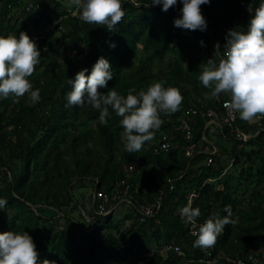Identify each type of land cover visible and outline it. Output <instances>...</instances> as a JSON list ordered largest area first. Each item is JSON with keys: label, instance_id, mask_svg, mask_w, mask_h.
I'll use <instances>...</instances> for the list:
<instances>
[{"label": "trees", "instance_id": "obj_1", "mask_svg": "<svg viewBox=\"0 0 264 264\" xmlns=\"http://www.w3.org/2000/svg\"><path fill=\"white\" fill-rule=\"evenodd\" d=\"M131 1L121 0L125 15L110 32L80 21L81 9L71 0H0V35L18 38L23 31L41 55L28 77L40 100L29 106L27 96L19 103L0 99V198L7 200L0 233L27 232L40 264H119L134 248L158 253L129 264H233L206 262L207 249L193 247L192 225L180 216L191 204L200 209L201 224L213 214L227 216L230 205L233 223L209 248L213 255L264 251V118L247 122L237 113L231 127L222 120L206 127L201 113L221 109L230 96L206 99L209 90L198 79L208 59L218 63L223 56V46L215 45L228 30H247L260 0H210L201 5L203 31L174 25L180 0L166 12L152 0ZM100 57L112 71L101 92L114 88L126 96L166 81L184 97L179 111L161 114L163 124L140 152L124 150L120 117L111 109L101 124L99 110L87 104L65 107L69 79L82 69L89 75ZM165 134L174 144L157 152ZM188 144H195L191 155ZM88 185L92 194L82 195L88 205H80L74 190ZM144 205H153L154 213L143 220Z\"/></svg>", "mask_w": 264, "mask_h": 264}, {"label": "clouds", "instance_id": "obj_2", "mask_svg": "<svg viewBox=\"0 0 264 264\" xmlns=\"http://www.w3.org/2000/svg\"><path fill=\"white\" fill-rule=\"evenodd\" d=\"M180 2L181 16L174 20V25L192 31L205 30L207 22L201 5L210 3V0ZM71 3L81 9L80 21L105 27L110 32L115 31L125 15L121 0H71ZM176 4L177 0H152L150 5H162L166 12ZM111 46L115 47L114 44ZM215 48L220 49V45L217 43ZM40 56L36 43L25 32L21 31L18 38L0 35V99L12 97L19 103L20 98L27 96L29 106L40 100V90H33L28 79L40 63ZM110 67L109 61L100 57L89 75L85 74L87 69L78 71L74 79H69L71 91L66 94L65 107L87 104L99 110L101 124L107 123L106 117L111 109L120 117L124 150L137 153L146 142L154 139L163 124L161 114L171 115L179 111L184 97L178 88L165 87L166 81L152 83L146 90L138 92L129 89L126 96L114 88L101 92L99 89L107 88V81L112 79ZM198 79L209 90L204 93L206 99L228 94L230 101L225 107L238 113L241 120L252 122L257 117L264 118V0H260L255 8L246 31L228 30L223 56L218 63L208 59ZM6 206L7 200L0 198V209ZM224 211L227 216L221 218L213 214L192 233L196 237L194 248L206 250L215 246L225 226L233 223L231 206L226 205ZM180 216L184 223L195 226L200 209L189 204L180 210ZM0 264H40L32 237L27 232L0 233Z\"/></svg>", "mask_w": 264, "mask_h": 264}, {"label": "built area", "instance_id": "obj_3", "mask_svg": "<svg viewBox=\"0 0 264 264\" xmlns=\"http://www.w3.org/2000/svg\"><path fill=\"white\" fill-rule=\"evenodd\" d=\"M125 1H131V0H125ZM131 2H133L134 4H137V2H135L134 0ZM176 6H177V4H176ZM77 11L78 10L76 9V12H74V13L77 14L78 13ZM217 43L224 47V45L226 43V36L224 38H222L221 40H219ZM74 52H76V50H74ZM229 101H230V99L223 100L221 109L209 108L205 112L201 113L202 116L206 119V122H207V124L205 125L206 127L208 125H212V124H218L221 126V120L223 121V123L227 124L230 127H231V125H233L235 123V121L237 119V113L233 112L230 109L225 107L226 103H228ZM192 112L197 113L196 110H193ZM181 126L186 130V137L191 138L192 133H191V129H190V126H189L186 118L182 119ZM238 136H240V137L243 136V138L247 137L246 135L239 134V133H238ZM173 144H174V142H173L172 136L171 135L168 136L167 134H165L162 137V141L158 147L157 152H159L160 150L168 151L173 146ZM194 147H195V144H192V145L188 144V146H187L188 154L191 155L193 153ZM215 150H216V147H214L211 154L215 153ZM211 160H212V158L209 159V162H211ZM171 187H173V185ZM191 196L193 197V195H191ZM152 206L153 205H151V206L144 205V206L140 207L141 211L143 213V217H142L143 220L145 219V217L154 213V211H153L154 208ZM100 208H101V210H104L105 206L100 205ZM199 225L200 224L196 221V225L191 226L192 232L197 231ZM169 247H170L169 245L166 247H163L162 251H164V253H166L169 250ZM206 252L208 254L207 258H206V262H208V263L218 262L220 259L226 258L228 262H232L233 264H264V251H261L259 253H255V254L249 253L248 257H241V256L233 257V256H229V255L216 257L213 255V249H207ZM157 253H158V250L156 248H152L151 250L142 252L141 254H137V249L134 248L133 252L129 255L128 259L126 261L119 262V264H129L130 262H135L138 258H142L143 261L147 263V262H150L153 259V257L156 256ZM179 253H182V251L179 250Z\"/></svg>", "mask_w": 264, "mask_h": 264}, {"label": "rangeland", "instance_id": "obj_4", "mask_svg": "<svg viewBox=\"0 0 264 264\" xmlns=\"http://www.w3.org/2000/svg\"><path fill=\"white\" fill-rule=\"evenodd\" d=\"M92 192H93L92 186L88 185L87 187H82V188H79V189L76 188L74 190V195H75L76 199L78 200L79 204L82 205V203L86 202V201L85 202L83 201L82 195H86L88 197V195L90 196L92 194ZM86 205H88V202H86ZM120 209L122 211H125L126 206L122 205L120 207ZM74 215L79 216L77 214V210L74 211Z\"/></svg>", "mask_w": 264, "mask_h": 264}]
</instances>
